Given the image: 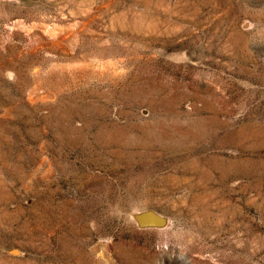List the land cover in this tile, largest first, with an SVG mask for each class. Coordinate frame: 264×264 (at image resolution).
Here are the masks:
<instances>
[{
    "label": "rangeland",
    "instance_id": "rangeland-1",
    "mask_svg": "<svg viewBox=\"0 0 264 264\" xmlns=\"http://www.w3.org/2000/svg\"><path fill=\"white\" fill-rule=\"evenodd\" d=\"M0 264H264V0H0Z\"/></svg>",
    "mask_w": 264,
    "mask_h": 264
},
{
    "label": "bare ground",
    "instance_id": "bare-ground-1",
    "mask_svg": "<svg viewBox=\"0 0 264 264\" xmlns=\"http://www.w3.org/2000/svg\"><path fill=\"white\" fill-rule=\"evenodd\" d=\"M150 218H151V219H156V217H155V216H153V217H152V216H150ZM150 218H149V219H150ZM151 219H150V220H151ZM160 220H161V219H160ZM151 222H152V221H151ZM154 222H155V223H157L156 221H154Z\"/></svg>",
    "mask_w": 264,
    "mask_h": 264
}]
</instances>
